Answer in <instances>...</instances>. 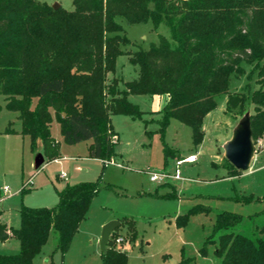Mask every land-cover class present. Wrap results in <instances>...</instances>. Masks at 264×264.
I'll return each mask as SVG.
<instances>
[{
  "label": "trees",
  "instance_id": "trees-1",
  "mask_svg": "<svg viewBox=\"0 0 264 264\" xmlns=\"http://www.w3.org/2000/svg\"><path fill=\"white\" fill-rule=\"evenodd\" d=\"M72 6L66 11L41 0H0V95L5 110L17 115L18 134L28 138L31 150L41 142L47 162L61 159L50 133L53 118L65 144L90 141L87 158L113 161L117 134L111 116H143L128 96L167 97L157 120L161 139L170 120H176L191 129L192 144L199 146L203 119L221 95H227L229 111L237 106L243 112L246 102L252 105L251 140L264 138V0H72ZM117 19L129 25L150 23L154 29L164 25L169 31L168 38L159 35L156 44L130 56L138 78L120 91V81L108 75L115 73L117 58L126 54L122 47L130 42ZM243 65L256 73L258 88L236 101L228 93L229 78L242 76ZM3 133L17 134L11 123ZM162 146L166 165L169 149L164 142ZM29 183H23L22 194L29 192ZM99 190L98 181L66 185L52 208L21 206L18 228L0 223V243L14 239L19 244L18 254L0 256V264H32L51 232L57 236L56 250L64 255ZM208 212L194 206L176 224L183 227L189 216ZM240 221L238 215L219 213L213 233ZM125 224L136 241L134 223ZM259 233L255 240L220 234L214 255L220 264H264V226ZM110 239L101 264H127L126 251L114 248ZM207 244L214 241L206 240L202 256Z\"/></svg>",
  "mask_w": 264,
  "mask_h": 264
},
{
  "label": "rangeland",
  "instance_id": "rangeland-1",
  "mask_svg": "<svg viewBox=\"0 0 264 264\" xmlns=\"http://www.w3.org/2000/svg\"><path fill=\"white\" fill-rule=\"evenodd\" d=\"M41 1L73 10L72 0ZM117 22L130 42L122 47L126 54L117 58L115 73L108 75L109 80L120 81L117 85L120 91L124 83L138 78V67L129 63L130 56L156 44L159 35L168 38L169 31L164 25L154 29L150 23L129 25L120 19ZM242 68V76L233 74L229 78L228 93L236 101L258 88V77L251 66ZM128 100L139 107L143 116L142 120L111 116L117 134L113 161L103 163L87 158L90 141L73 146L65 144L59 124L53 118L50 133L59 143L61 159L47 162L44 158L43 165L35 170L34 159L42 153V146L37 144L31 150L27 137L3 135L9 123L16 130L20 122L16 114L5 110L0 95V221L3 224L18 228L16 220L21 206L54 207L57 193L66 185L98 181L100 188L67 252L62 255L56 250L57 236L51 232L32 264H101L102 227L112 221L121 224L110 239L112 246L126 251L127 264H181L184 260L189 261L187 264H220L214 255L220 234L234 232L253 240L259 238L264 226V138L253 141L255 153L249 170L243 173L233 172L223 150L238 122L246 113L253 115L254 107L246 102L243 112L237 106L229 111L227 95L218 96L216 108L203 119L202 143L194 147L191 129L176 120H170L163 139L158 134L157 120L167 102L165 95L128 96ZM145 132L152 133V137ZM162 142L170 154L166 165ZM190 156L196 160L180 164ZM177 171L178 180L174 179ZM149 173L165 174L167 178L163 182H150ZM28 179L30 183L25 188L29 192L22 194V185ZM4 187L9 189L10 197L1 200ZM245 197L252 200L245 202ZM197 205L207 207L209 212L189 216L186 225L179 228L177 218ZM222 212L238 215L241 221L228 231L213 233L216 215ZM125 220L135 225L134 242ZM209 237L214 244H207L202 256L200 250ZM16 254L18 251L11 249V244L0 246V256Z\"/></svg>",
  "mask_w": 264,
  "mask_h": 264
},
{
  "label": "water",
  "instance_id": "water-1",
  "mask_svg": "<svg viewBox=\"0 0 264 264\" xmlns=\"http://www.w3.org/2000/svg\"><path fill=\"white\" fill-rule=\"evenodd\" d=\"M52 9L60 7L58 3L53 4ZM252 131L250 125V115L246 113L238 122L232 132V137L224 146V158L239 172L249 170L250 163L253 159L255 148L251 140ZM44 163L42 154H37L34 159V169L38 170ZM120 226L118 221H112L102 227L99 248L100 252H106L107 244L112 233Z\"/></svg>",
  "mask_w": 264,
  "mask_h": 264
},
{
  "label": "built area",
  "instance_id": "built-area-1",
  "mask_svg": "<svg viewBox=\"0 0 264 264\" xmlns=\"http://www.w3.org/2000/svg\"><path fill=\"white\" fill-rule=\"evenodd\" d=\"M193 159V161H192ZM196 160V157L195 156H190L188 158H186L185 160H183L182 162H180V164L182 163H192ZM61 178H64V175H61L60 176ZM167 178V176L165 174H156V173H149V181L150 182H163L165 181ZM180 178L179 176V172L177 171L175 176H174V179L178 180ZM9 194V189L7 187H4L3 188V197H1V200H4L7 195ZM120 240H118L119 242Z\"/></svg>",
  "mask_w": 264,
  "mask_h": 264
},
{
  "label": "crops",
  "instance_id": "crops-1",
  "mask_svg": "<svg viewBox=\"0 0 264 264\" xmlns=\"http://www.w3.org/2000/svg\"><path fill=\"white\" fill-rule=\"evenodd\" d=\"M16 119H17V115H16ZM16 132H17V134H13V135H16V136H20L21 138H24V137H22L21 135H19L18 134V132L20 131V126L18 127V129H16L15 130ZM3 134V133H2ZM3 135H5V136H11V135H6V134H3ZM37 144H39L40 146H42L41 145V142H38ZM60 160V159H59ZM56 161H58V160H56ZM10 197V195H7V197L5 198V199H8ZM19 215V214H18ZM0 223H2L1 221H0ZM16 223H18V225L20 224V220H19V217H18V219L16 220ZM3 224V223H2ZM5 225V224H4ZM15 225H17V224H15ZM7 226V225H6ZM8 227V226H7ZM19 227V226H18ZM12 239H9V240H7V241H5V242H2V243H0V246L2 247V248H4L6 245H10L11 244V249H16V251H19V244H18V242L17 243H11L12 241H11Z\"/></svg>",
  "mask_w": 264,
  "mask_h": 264
},
{
  "label": "bare ground",
  "instance_id": "bare-ground-1",
  "mask_svg": "<svg viewBox=\"0 0 264 264\" xmlns=\"http://www.w3.org/2000/svg\"><path fill=\"white\" fill-rule=\"evenodd\" d=\"M192 161H193V159H192Z\"/></svg>",
  "mask_w": 264,
  "mask_h": 264
}]
</instances>
